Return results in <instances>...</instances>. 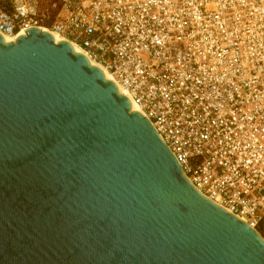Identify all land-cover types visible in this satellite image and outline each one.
I'll list each match as a JSON object with an SVG mask.
<instances>
[{"label":"water","instance_id":"1","mask_svg":"<svg viewBox=\"0 0 264 264\" xmlns=\"http://www.w3.org/2000/svg\"><path fill=\"white\" fill-rule=\"evenodd\" d=\"M25 30L0 33V264H264L96 63Z\"/></svg>","mask_w":264,"mask_h":264},{"label":"built area","instance_id":"2","mask_svg":"<svg viewBox=\"0 0 264 264\" xmlns=\"http://www.w3.org/2000/svg\"><path fill=\"white\" fill-rule=\"evenodd\" d=\"M27 27L106 66L191 184L264 239V0H0V33Z\"/></svg>","mask_w":264,"mask_h":264},{"label":"bare ground","instance_id":"3","mask_svg":"<svg viewBox=\"0 0 264 264\" xmlns=\"http://www.w3.org/2000/svg\"><path fill=\"white\" fill-rule=\"evenodd\" d=\"M4 37H6L7 39H13V40H16V38H11V37H8V36H6V35H4ZM61 38V37H60ZM77 47V46H76ZM85 56H86V54L79 48V47H77ZM87 58L88 59H91L89 56H87ZM94 63H96L121 89H122V91L128 96V98L131 100V98H130V96H129V94H128V92L124 89V88H122L121 86H120V84L117 82V80L114 78V76H113V74L106 68V66H104L103 64H101V63H99V62H97L96 60H94V59H91ZM132 101V100H131ZM133 102V101H132ZM134 103V102H133ZM135 104V103H134ZM136 105V107L140 110V112L142 113V111H141V109H140V107L137 105V104H135Z\"/></svg>","mask_w":264,"mask_h":264},{"label":"rangeland","instance_id":"4","mask_svg":"<svg viewBox=\"0 0 264 264\" xmlns=\"http://www.w3.org/2000/svg\"><path fill=\"white\" fill-rule=\"evenodd\" d=\"M263 234H264V231H263Z\"/></svg>","mask_w":264,"mask_h":264}]
</instances>
